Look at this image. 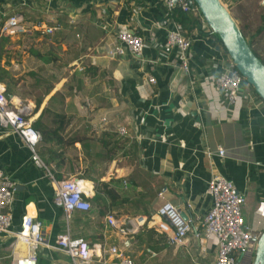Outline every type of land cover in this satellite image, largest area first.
Instances as JSON below:
<instances>
[{"label": "crops", "instance_id": "1", "mask_svg": "<svg viewBox=\"0 0 264 264\" xmlns=\"http://www.w3.org/2000/svg\"><path fill=\"white\" fill-rule=\"evenodd\" d=\"M163 6L162 0H0V19L19 13L24 19H42L55 26L51 33L0 34V65L7 70L12 88L7 96L10 106L31 121L42 111L47 112L44 120L51 117L49 113L60 112L68 120L59 133L65 140L79 136L57 149L39 141L36 152L41 165L20 136L0 123V169L16 182L11 227L19 228L26 213L41 221L45 243L36 249L37 264H71L55 244L57 235L65 231L89 243L93 255L87 264H121L109 251L111 245L133 264L214 261L215 239L202 248L194 230L178 245L168 241V233L158 232L154 238L159 248L148 247L156 252L152 261L146 244H139L136 237L143 226L151 225L144 223L126 235L117 233L105 216L113 214L130 225L134 216L129 214V201L106 200L99 208L94 181L88 176L105 181L122 177V188L136 201L138 214L143 207L155 215L165 202L183 208L187 199L203 214L211 204L206 181L219 173L244 193V223L257 233L264 229V100L253 89L234 108L229 106L210 76L202 78L204 64L218 48L223 51L222 44L215 36L197 31L190 35L191 62L202 76L190 81L177 63L176 50L163 49ZM228 7L264 60V0L231 1ZM123 28L143 38L142 52L107 56L106 48ZM148 75L155 81H149ZM0 86L5 90V82L0 81ZM122 126L126 133L120 132ZM112 136L127 139L117 147ZM103 139L109 140L107 146ZM131 144L136 145L135 164H127L123 155ZM219 146L224 148L223 156L216 153ZM49 147L60 157L52 156ZM131 173L132 179L127 176ZM51 175L82 176L90 209L67 217L53 202ZM25 251L26 245L12 232H0V264H14Z\"/></svg>", "mask_w": 264, "mask_h": 264}, {"label": "built area", "instance_id": "2", "mask_svg": "<svg viewBox=\"0 0 264 264\" xmlns=\"http://www.w3.org/2000/svg\"><path fill=\"white\" fill-rule=\"evenodd\" d=\"M231 1L239 0H221L227 8ZM162 3L168 11L178 6L183 11L199 14L203 25L208 26L195 0H162ZM161 26L165 29L163 49L176 50L177 63L188 73L190 81L202 76L203 71L206 75L203 74L202 78L210 76L214 87L223 94L232 108L253 91V86L238 71L231 57H228V53L219 48L216 56L210 58V63L204 64L205 71L198 73L196 66L191 62L193 37L187 35L181 23L171 16L166 17V22ZM54 28L55 26L45 21L33 23L25 20L19 13H11L1 20L0 34L18 35L37 30L51 33ZM144 46L145 42L139 34L129 28H123L116 32L115 39L106 48V54L109 57H117L128 51L133 55H139ZM210 67L211 71H209ZM148 80L154 82L155 77L148 75ZM0 123L10 126L29 147L34 161L43 165L36 152V146L41 140L40 131L32 125L23 111L10 106L1 86ZM119 130L126 133L123 126ZM216 153L223 156L224 148L219 146ZM207 154L211 155L212 152L207 151ZM50 178L54 190L53 202L63 209L67 217L76 210L90 209L91 203L85 197L82 179L56 178L53 175ZM15 190L16 182L0 169V232H12L17 241L26 245V251L16 256L14 264H37L36 249L45 243L42 223L35 215L26 213L21 217L19 228L12 229L11 204ZM206 192L210 196L211 204L203 214L195 210L193 200L187 199L183 208L171 202L163 203L150 219H147L145 214L134 215V222H130V225L113 214H107L105 218L117 233L123 235L134 233L139 226L147 223L158 232L168 233V241L174 245L182 244L187 235L194 230V235L200 243H203L202 248L212 238L217 245L214 261L204 264H250L260 232L250 229L243 221L241 203L244 201V193L236 189L233 181L219 173H214L207 179ZM55 244L59 250L68 255L71 264H87L93 255L91 246L84 238L72 237L68 231L59 233ZM109 251L119 257L121 264H133L132 259L126 257L116 245H111ZM146 251L152 256L156 254L148 247ZM240 255H242L241 260L238 258Z\"/></svg>", "mask_w": 264, "mask_h": 264}, {"label": "trees", "instance_id": "3", "mask_svg": "<svg viewBox=\"0 0 264 264\" xmlns=\"http://www.w3.org/2000/svg\"><path fill=\"white\" fill-rule=\"evenodd\" d=\"M162 9L164 12L163 17L171 16L177 21H179L181 25L183 26V28L186 30L187 35H191L194 31H197L204 35H213L217 38L218 42L221 43L220 38L218 37L217 33L213 32L208 26L203 25V22L201 21L199 14H194L193 12H189V11H183L178 6L174 7L170 11H168L164 6L162 7ZM25 20L29 22H33V23L44 21L42 19H31V21L30 19H25ZM242 32L244 36L246 37L249 45L253 49V51L257 54L256 50H254L253 45H252L254 39L248 38L243 30ZM34 33H44V32H42L41 30H37V31H34ZM222 48H223V51L227 53L226 49L223 46ZM258 57L264 62V60L259 55ZM8 77H9V74L7 70L0 65V81L5 82L6 84L5 90H4V93L6 96H9L10 93L12 92L10 79H6ZM257 96L260 98L258 94ZM40 102H41V98H38L37 102L35 103L36 107L39 106ZM46 114H47L46 111H42L36 119L31 121L32 125L40 131V134H41L40 142L42 144L48 145L51 147H54L57 145L56 148H54V149H57L58 147L64 146V144H71L79 138V136L74 135L70 139L65 140L63 138V135L59 133V130H61L63 123H66L68 120L63 114H61L60 112L53 111V113H49L51 117L48 120H44L43 118L46 116ZM111 138H112V142H117V147H121V145L124 144L125 140L127 139L121 136H117V137L112 136ZM103 141H104V144L107 146V144L109 143V140L103 139ZM113 148L114 146L109 147L108 149H113ZM48 150L50 154H52V156L60 157L61 155L60 153H57L50 147L48 148ZM123 155L126 157L127 164H132V163L135 164L136 145L131 144L128 148L124 149ZM134 164L132 165L134 167V170H139L138 167L134 166ZM127 176L128 178H131V179L134 178L132 173ZM55 177L64 178V176H61V175H56ZM78 178H83V177L81 176ZM88 178L94 181V189H95L94 201L95 203L97 202L98 205H100L99 208L105 207L106 200L111 201V203L121 202V204L125 201H129L131 205V210H129L130 213L129 212L127 213L133 216L138 214V213H135L137 211V208L135 207L136 201L134 199L128 198L126 196V192L122 188V180H123L122 177H112L107 181L101 180L99 177H91V176L89 177L88 176ZM145 192L148 193L146 189H145ZM132 207L134 208L133 210H132ZM140 211L142 214H145L147 216V219H150L153 216L152 213L146 210V208L142 207ZM99 212L103 214L104 211L100 209ZM155 235H158V231H156L151 226L145 225L139 230V232L136 234V237L138 238V240H140L139 244H141L142 242L146 244V247L144 248L145 250L149 246H152L153 248L158 249L159 247L155 245L156 243V239L154 238ZM141 247L142 246H140V248Z\"/></svg>", "mask_w": 264, "mask_h": 264}, {"label": "water", "instance_id": "4", "mask_svg": "<svg viewBox=\"0 0 264 264\" xmlns=\"http://www.w3.org/2000/svg\"><path fill=\"white\" fill-rule=\"evenodd\" d=\"M208 27L217 33L235 67L264 100V62L249 45L239 25L221 0H195ZM75 180L79 179L74 177ZM250 264H264V229L260 232Z\"/></svg>", "mask_w": 264, "mask_h": 264}, {"label": "rangeland", "instance_id": "5", "mask_svg": "<svg viewBox=\"0 0 264 264\" xmlns=\"http://www.w3.org/2000/svg\"><path fill=\"white\" fill-rule=\"evenodd\" d=\"M228 8H230V7H228ZM231 15H232V13H231ZM4 18V17H3ZM1 20H2V18H1ZM229 55V54H228ZM228 57H230V56H228ZM253 255H254V253L252 254V258H253ZM152 258H151V260L153 261V258L154 257H157V256H151ZM238 258H239V260H241V258H242V255H240V256H238ZM165 263V262H164Z\"/></svg>", "mask_w": 264, "mask_h": 264}, {"label": "bare ground", "instance_id": "6", "mask_svg": "<svg viewBox=\"0 0 264 264\" xmlns=\"http://www.w3.org/2000/svg\"><path fill=\"white\" fill-rule=\"evenodd\" d=\"M84 183V182H83ZM85 184V183H84Z\"/></svg>", "mask_w": 264, "mask_h": 264}]
</instances>
